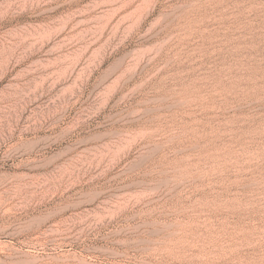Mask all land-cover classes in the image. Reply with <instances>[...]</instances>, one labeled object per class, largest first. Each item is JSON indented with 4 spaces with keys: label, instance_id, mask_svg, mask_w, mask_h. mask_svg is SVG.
<instances>
[{
    "label": "rangeland",
    "instance_id": "374dc122",
    "mask_svg": "<svg viewBox=\"0 0 264 264\" xmlns=\"http://www.w3.org/2000/svg\"><path fill=\"white\" fill-rule=\"evenodd\" d=\"M67 190L93 264H264V0H0V230Z\"/></svg>",
    "mask_w": 264,
    "mask_h": 264
},
{
    "label": "bare ground",
    "instance_id": "6f19581e",
    "mask_svg": "<svg viewBox=\"0 0 264 264\" xmlns=\"http://www.w3.org/2000/svg\"><path fill=\"white\" fill-rule=\"evenodd\" d=\"M54 129L55 126L48 135L37 136L40 127H35L33 132L36 138L31 150L44 152L52 146H60L69 132L63 130L56 133ZM46 185H40L42 190L46 189ZM66 193L69 191L54 193L50 201L42 198L38 202V199L34 208L27 209V219L20 225L19 231L8 233L0 230V264H93L90 250L79 248L68 239L65 233L70 229L63 230V226L69 223L65 217L67 207L54 206L45 212L41 210V206L46 207ZM35 196V193H31L30 197L34 199Z\"/></svg>",
    "mask_w": 264,
    "mask_h": 264
}]
</instances>
